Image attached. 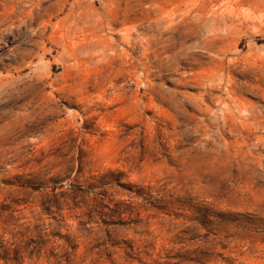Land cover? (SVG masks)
Wrapping results in <instances>:
<instances>
[{
  "label": "rangeland",
  "instance_id": "1",
  "mask_svg": "<svg viewBox=\"0 0 264 264\" xmlns=\"http://www.w3.org/2000/svg\"><path fill=\"white\" fill-rule=\"evenodd\" d=\"M0 264H264V0H0Z\"/></svg>",
  "mask_w": 264,
  "mask_h": 264
}]
</instances>
